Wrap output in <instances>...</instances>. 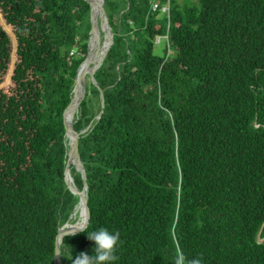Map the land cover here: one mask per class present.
I'll use <instances>...</instances> for the list:
<instances>
[{
  "label": "trees",
  "instance_id": "obj_1",
  "mask_svg": "<svg viewBox=\"0 0 264 264\" xmlns=\"http://www.w3.org/2000/svg\"><path fill=\"white\" fill-rule=\"evenodd\" d=\"M152 2L105 0L113 44L74 117L92 124L88 231L120 233L118 264H172L177 246L264 264V0ZM91 30L88 0H0V264H55L79 202L64 113ZM86 232L64 237L63 264L91 254Z\"/></svg>",
  "mask_w": 264,
  "mask_h": 264
},
{
  "label": "water",
  "instance_id": "obj_2",
  "mask_svg": "<svg viewBox=\"0 0 264 264\" xmlns=\"http://www.w3.org/2000/svg\"><path fill=\"white\" fill-rule=\"evenodd\" d=\"M91 7V21H92V30H91V38L89 41V50H88V56L86 60L82 63V65L79 67L76 77V84L73 92V97L70 105L66 108L64 113V120H65V129H66V139L68 141V146L70 147L68 152V160L67 165L65 169V182L67 184L68 190L75 196L79 198V202H81L85 208V219H88V222H90L91 213L90 208L88 205V182H87V174L85 171L84 164L80 158L79 154V139L80 136L87 132L88 129L92 126V124L85 130L78 133L74 128V122H70L68 119V114L73 113L76 114V112L79 110V107L85 97L86 93V77L87 75H90L91 79L94 83H96L94 78V73L96 69L102 63L104 62L112 44H113V37L114 34L112 33V29L110 27V24L108 22V17L105 10V0H88ZM96 14L98 17H96ZM106 28H108V31L106 32ZM96 43L97 46L95 48L97 53V59L91 57L92 52V43ZM99 55V56H98ZM100 99H101V112L96 118L99 120L103 114L104 108H105V100H104V94L103 91H100ZM71 136V141H69L68 136ZM74 164V165H72ZM71 166H74L77 172H80L82 174L83 179V187L82 189H79L77 185L74 182V179L71 175ZM74 183H71V182ZM71 217V216H70ZM85 221V220H84ZM67 224V223H66ZM65 224V225H66ZM64 225V226H65ZM64 226H62L58 231V236L56 240V247H55V264H63L61 255L56 254V249L59 246L61 250L62 242L59 239V233L64 230ZM69 229H66L64 231H67ZM82 231H77L76 234L81 233ZM75 234V235H76ZM72 236V235H67ZM66 237V236H65ZM264 239L261 238V233L258 236V242H263Z\"/></svg>",
  "mask_w": 264,
  "mask_h": 264
},
{
  "label": "clouds",
  "instance_id": "obj_3",
  "mask_svg": "<svg viewBox=\"0 0 264 264\" xmlns=\"http://www.w3.org/2000/svg\"><path fill=\"white\" fill-rule=\"evenodd\" d=\"M88 226L89 222L86 218L79 227H74L67 231L62 230L59 233V239L64 241L65 236L75 235L77 231H83L87 229V239L93 242L91 254H88L87 252L79 253L72 261V264H118L120 259L118 250L121 244L120 233L107 227H100L89 232ZM71 253L72 248L68 246L67 255L71 257L70 260H72ZM56 254L61 255L59 246L56 249ZM172 264H203V258H189L185 254V251L181 247L177 246L175 249V254L172 258Z\"/></svg>",
  "mask_w": 264,
  "mask_h": 264
},
{
  "label": "bare ground",
  "instance_id": "obj_4",
  "mask_svg": "<svg viewBox=\"0 0 264 264\" xmlns=\"http://www.w3.org/2000/svg\"><path fill=\"white\" fill-rule=\"evenodd\" d=\"M96 17H98L97 14H96ZM107 31H108V28H106V32ZM94 45H95V43L93 42L92 43V46H91V48H92L91 57H93L94 59L95 58L97 59V53L94 50ZM70 115H71V117H70ZM67 117L70 120V122H74L75 114L69 113ZM68 139H69V141H71V136L70 135L68 136ZM72 165H74V164H72ZM71 183H74V182L72 181ZM80 211H81V217H80V220L77 221L78 216L80 214ZM72 215H71L72 216L71 219L74 220V222L73 221L72 222H69V223L67 222V224L65 225L66 227L64 226V228H63L64 230H66V229H69L70 230V229H72L74 227H79L84 222V220H85V208H84V206H83V204L81 202H78V204L76 205V207H75ZM60 241L62 242L63 240H60Z\"/></svg>",
  "mask_w": 264,
  "mask_h": 264
},
{
  "label": "rangeland",
  "instance_id": "obj_5",
  "mask_svg": "<svg viewBox=\"0 0 264 264\" xmlns=\"http://www.w3.org/2000/svg\"><path fill=\"white\" fill-rule=\"evenodd\" d=\"M177 1H178V2H179V1H180V2L184 1V2L180 3V4H182V5H183V4H184V5H185V4L192 5V4H193L192 2H196V0H190V1H192V2H190V1H186V0H177ZM184 5H183V6H184ZM162 12L165 13L166 11L163 9ZM167 13H168V12H167ZM161 16H163V15H161ZM161 16H160V17H161ZM160 17H159V18H160ZM96 46H97V44L95 43V45H94V50H95ZM95 51H96V50H95ZM171 54H172V52H171ZM90 82H93V80L91 79L90 75H87V77H86V85H87V83L89 84ZM72 221L74 222V220H72V219L69 218L68 223H69V222H72Z\"/></svg>",
  "mask_w": 264,
  "mask_h": 264
},
{
  "label": "built area",
  "instance_id": "obj_6",
  "mask_svg": "<svg viewBox=\"0 0 264 264\" xmlns=\"http://www.w3.org/2000/svg\"><path fill=\"white\" fill-rule=\"evenodd\" d=\"M152 8L153 10H159L161 8V10H165L166 12L169 13V8H170V0H167L166 4L164 7L160 6V1L158 0H153L152 2Z\"/></svg>",
  "mask_w": 264,
  "mask_h": 264
},
{
  "label": "crops",
  "instance_id": "obj_7",
  "mask_svg": "<svg viewBox=\"0 0 264 264\" xmlns=\"http://www.w3.org/2000/svg\"><path fill=\"white\" fill-rule=\"evenodd\" d=\"M164 7V6H163Z\"/></svg>",
  "mask_w": 264,
  "mask_h": 264
}]
</instances>
